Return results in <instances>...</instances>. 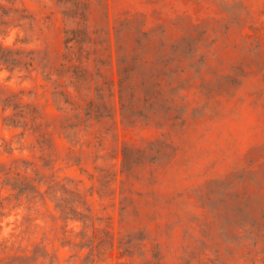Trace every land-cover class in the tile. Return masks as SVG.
Instances as JSON below:
<instances>
[{"label":"rangeland","instance_id":"374dc122","mask_svg":"<svg viewBox=\"0 0 264 264\" xmlns=\"http://www.w3.org/2000/svg\"><path fill=\"white\" fill-rule=\"evenodd\" d=\"M0 4L36 68L0 71V166L29 185L0 178V264H264V0ZM72 37L87 79L52 80L93 102L87 128H61L39 67ZM26 105L38 132L5 125Z\"/></svg>","mask_w":264,"mask_h":264},{"label":"trees","instance_id":"16d2710c","mask_svg":"<svg viewBox=\"0 0 264 264\" xmlns=\"http://www.w3.org/2000/svg\"><path fill=\"white\" fill-rule=\"evenodd\" d=\"M4 7L0 4V11H3ZM4 13V12H2ZM3 15V14H2ZM75 38H66L65 39V47L69 50V54L64 56V63L61 68L51 71L47 68V65L44 63L40 64V73L42 78L46 82L54 83L53 91L51 92L52 102L55 104V107L59 111H64L69 114L67 121L69 124L61 126V128H78L83 126L87 128V123L89 121L95 120L99 121L101 118V114H98L95 106L92 101L85 103V106L78 104L76 102L71 101V94L66 93L63 90H59L60 85L56 83L55 80H52V75H56L57 77L69 75L72 77L70 81V85L73 84L75 87V91L78 93L80 91L79 86L86 81L87 79V71L84 67L81 66L83 57L88 59L85 56H82V48L84 45V40H74ZM72 41L78 44V53H71V47L68 46ZM76 55V56H75ZM35 62V54L32 51L24 52L18 49H13L10 47L3 46L0 44V71L5 70L12 74L14 71L22 69L31 72L36 70L34 68ZM76 62V64H74ZM89 89V88H88ZM80 102H84L83 99L80 98ZM15 112L10 117L5 118V125L8 126H19L20 124H24L25 126L29 124V129L34 132H38L37 120L40 118V111L36 107L26 105V107H15ZM29 118V123L26 121H19L20 119ZM41 137V136H40ZM6 151V150H5ZM0 178H2L1 184L3 186H10L12 189L17 188L20 194H23L29 187L28 184H18L19 182H11L9 178V170L2 168L0 166ZM28 183V182H27ZM22 188H19L22 186ZM30 193H34L32 188L29 189ZM59 207V205H56ZM63 214L65 218L69 219H81L84 216H78L79 214L70 206L67 210H63Z\"/></svg>","mask_w":264,"mask_h":264}]
</instances>
